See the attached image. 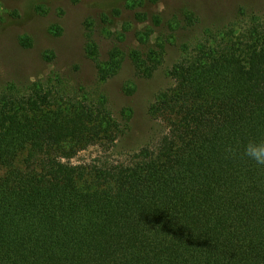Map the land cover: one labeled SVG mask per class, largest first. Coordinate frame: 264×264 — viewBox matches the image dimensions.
Returning a JSON list of instances; mask_svg holds the SVG:
<instances>
[{
    "label": "trees",
    "instance_id": "trees-1",
    "mask_svg": "<svg viewBox=\"0 0 264 264\" xmlns=\"http://www.w3.org/2000/svg\"><path fill=\"white\" fill-rule=\"evenodd\" d=\"M200 35L148 106L160 135L125 160L102 93L49 77L0 95V264H264V166L243 154L264 139V23ZM164 49L130 51L134 69L150 76ZM85 52L101 81L127 55L101 59L93 39Z\"/></svg>",
    "mask_w": 264,
    "mask_h": 264
},
{
    "label": "rangeland",
    "instance_id": "rangeland-1",
    "mask_svg": "<svg viewBox=\"0 0 264 264\" xmlns=\"http://www.w3.org/2000/svg\"><path fill=\"white\" fill-rule=\"evenodd\" d=\"M135 13L150 19L139 21ZM100 15L107 18L93 23ZM253 21L264 23V0H0V95H22L33 81L49 77L69 92L75 86L102 93L121 128L112 157L125 160L160 135L161 125L148 106L170 84L168 70L181 43L202 38L209 29L234 26L239 32ZM146 31L150 35L145 41ZM91 39L100 46L101 59L113 44L127 53L118 72L104 81L85 52ZM155 42L165 43L163 60L150 76H143L129 53H143ZM100 151L90 146L73 161L91 160Z\"/></svg>",
    "mask_w": 264,
    "mask_h": 264
},
{
    "label": "clouds",
    "instance_id": "clouds-1",
    "mask_svg": "<svg viewBox=\"0 0 264 264\" xmlns=\"http://www.w3.org/2000/svg\"><path fill=\"white\" fill-rule=\"evenodd\" d=\"M226 151L229 154L235 155V152L231 147L227 148ZM243 154L248 158L254 160L256 164L264 166V139H250L244 146Z\"/></svg>",
    "mask_w": 264,
    "mask_h": 264
}]
</instances>
